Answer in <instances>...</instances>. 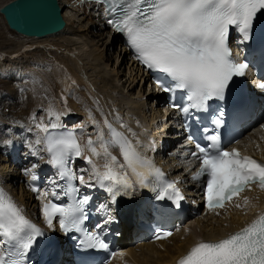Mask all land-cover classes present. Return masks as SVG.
Returning <instances> with one entry per match:
<instances>
[{"label":"snow or ice","instance_id":"6c2138e0","mask_svg":"<svg viewBox=\"0 0 264 264\" xmlns=\"http://www.w3.org/2000/svg\"><path fill=\"white\" fill-rule=\"evenodd\" d=\"M261 10H264V0H112L108 11L114 19L108 23L126 36L136 59L148 69L170 77L176 88L187 90L192 107L202 108L213 97L223 99L233 77L245 74L247 63L230 59L229 28L235 27L245 40L249 39L253 22ZM169 90L165 88V91ZM182 110L188 111L187 108ZM37 127L46 133L50 163L61 170L62 177L69 175L65 168L68 157H79L84 152L76 135L72 132L54 135L49 133L48 127ZM108 127L113 134L112 144L118 146L123 162L108 151L106 144L101 145L105 157L104 171L93 166L101 186H106L115 195L119 192L117 185L132 187L128 171L142 187H146V181L154 175L163 184L158 198L167 196L178 205L183 196L175 183L163 181L160 169L141 157L131 141L112 130L111 125ZM209 140L210 146L197 145L200 168L193 179L207 176L205 195L210 210L223 208L226 202L245 189L250 190L252 185H258L264 191V164L241 156L236 149L224 151L218 135L209 137ZM86 147L93 156H100L91 139ZM88 163H92L91 158ZM117 166L124 171L118 172ZM80 180L83 182V177ZM33 191L38 189L33 188ZM86 203V198L68 206L45 203L42 209L44 220L52 228L54 218L58 217L64 232L73 228L79 230L83 218L80 213ZM244 203L247 204L248 200L245 199ZM40 235L41 230L0 190V238L10 245L15 242L14 252L0 250V264H23V257ZM168 235L170 233L163 234L165 238ZM86 241L87 247L107 248L95 234L87 235ZM179 264H264V213L227 238L215 243H197Z\"/></svg>","mask_w":264,"mask_h":264},{"label":"bare ground","instance_id":"6f19581e","mask_svg":"<svg viewBox=\"0 0 264 264\" xmlns=\"http://www.w3.org/2000/svg\"><path fill=\"white\" fill-rule=\"evenodd\" d=\"M7 1L5 0V2L1 3L0 8L9 2ZM59 2L61 7L63 8V17L66 21L65 29L56 35L49 36L50 38L45 37L37 40H32L33 42H35V44H33L35 50H37L38 48L41 49L40 47H46L41 50L45 51V53H49V57L44 58V60L43 58H40V62H38L37 59H34L33 57V63H30L28 65L33 71L31 72V77L29 76L28 78L22 79L21 81L17 80V75L14 74V69L8 71L10 73L9 75L14 77L13 81H20V84H28L25 83L27 81L30 82V84L28 85H33L29 90V93L31 95L29 96V94L27 93L28 99L25 100V102L28 104V108L25 107L26 105H21L19 98H13L14 95L11 92L12 99L6 102H0L1 122L7 117L15 120L16 117L13 116L12 113H15V109L18 107L20 109L18 110L19 114L17 119L19 117L22 118L26 115H29V112L30 114H35V109L40 107L46 108L47 104L49 106L51 100H53L55 97L58 98V96H60L64 100L65 110L67 111V114L64 115L65 117L77 118L81 114L86 116L87 120L91 119V124H95V119H97L103 125V129H100L98 135L92 139L93 145L100 153V156L104 157V150L101 146L102 144H106L108 146V150L111 149V137L109 136L108 131V123L111 121L114 122V126H117L121 132L129 134L139 145H141L140 137L143 136V133L136 129L138 127V122H132L131 127L123 125L122 123H124L125 120L121 117L122 114L118 112V110H123L124 108H127L129 106L133 107L135 111L137 110L139 114H136L139 115L140 118L144 119L147 123L150 121L148 125H152L154 129V138H160L162 135L165 136V134L168 135L170 127L167 126L166 122H163V113L160 114V111L157 114L154 113L151 119H149L147 116L148 106L150 105V102L152 100H160V98H158L156 94L150 91L147 92L144 89V86L141 87L140 92L135 95V87H133V84L137 77H132V75L130 76V79L126 81V83L130 82L128 87L127 85H125V83L122 84V87L119 86L118 82H120L122 78L119 77L115 70H112V75L108 73L109 71H111V69L110 67L108 68V65L104 63V52L94 46L92 40H88V27L83 28L82 24L85 22V24L89 26L92 31H96L97 33L94 34L99 40L102 37L105 38V33L104 35H102V31L107 28L105 21L101 19L98 23H94V18L90 13L89 6L82 8V6L77 4L78 2H74V4H72L71 0H59ZM77 7L79 11L77 10ZM75 16H79V25H77L78 23L74 20ZM90 18H92L91 21ZM96 26L98 27L96 28ZM63 36L73 37L74 39L76 38V40H74L75 44L72 45L73 48L69 45L66 47L58 46L56 48H52L54 46L50 44H52L55 39V41H57L58 38L61 39V37ZM106 39H108V36L104 40ZM103 45L106 49L105 53L111 51V45L106 46V41L103 42ZM58 52H61L59 53V55L61 54L59 57ZM14 53H16V51ZM14 53L9 56H12L11 58L21 56L20 54L22 53V50L21 52H17L19 54ZM121 61H128L127 52H118V58L115 64L118 68L124 66V64L126 63L125 62L123 63V65H121ZM3 71L4 69L0 68V76H7L8 74L3 73ZM52 73H54L53 75H58V80H56L55 82L54 77H52L51 75ZM139 81L143 83L144 81L146 82V79H144L143 76H140ZM63 84L65 86L67 85L66 87H70V89L66 88L65 90L60 92L61 85ZM85 85L88 87H92L94 95L88 92ZM41 86H44L45 89H41ZM126 87L127 92L125 93L123 89ZM25 92L27 91H24V93ZM40 94H42L41 98H39ZM146 94L147 98L145 100H142L143 96H145ZM96 99H98V101ZM106 99L114 100L112 108H114V110L117 109L116 113L118 117H113L110 115L112 108L109 101H107ZM103 102L107 105L106 110H102ZM13 106L14 108H12ZM26 109L29 110L28 114L25 112ZM153 111H156V109H153ZM62 119V116H60L59 119H54L57 122L47 120L44 124H42V126L48 127V129H50L53 124L65 126L64 123L66 120H64L63 122ZM5 126L6 123H3V127ZM38 132L39 133L35 136L36 141L42 143V147L44 148L46 133L41 131L40 128ZM261 135V133H257L250 136L249 140H244L247 141V143H245V146H254L256 141H259L261 138H263ZM261 149L264 151V146H261ZM87 152L95 161V158L97 156H93L92 153L88 150ZM171 159H174L176 161L175 156L171 157ZM25 163H28V159H26ZM0 177L3 178L1 174ZM14 180L18 181L19 179L15 178ZM255 199L257 204H264V192L256 194ZM18 200L22 205L28 207L30 202L32 201V197L28 193H24L19 196ZM33 204L34 202H32V205ZM247 209L249 210L247 211ZM253 211L254 209L251 206L243 207L242 209H235L231 207L226 212L222 213V216L220 217L208 216L206 218L194 219L192 222L193 227L190 234L186 235L183 232L162 243H143L137 247L130 246V258L122 263L179 264V261L184 258L191 250V248L194 247L197 243L208 242L222 238L226 235L232 234L240 227H244L245 222L248 219H251L250 216ZM115 218L116 215L114 213V219ZM123 224H125L123 226V229L125 230V232H128L126 228L128 227L127 223L124 222ZM126 235L127 234H125V236ZM126 245L128 246V243H126ZM121 261L122 258L117 260L115 264H118Z\"/></svg>","mask_w":264,"mask_h":264},{"label":"rangeland","instance_id":"374dc122","mask_svg":"<svg viewBox=\"0 0 264 264\" xmlns=\"http://www.w3.org/2000/svg\"><path fill=\"white\" fill-rule=\"evenodd\" d=\"M8 1L10 2L11 0H8ZM3 2H5V0L4 1L0 0V4L3 3ZM74 18H75L74 20L78 23L79 16H75ZM91 19L92 18H90V21H91ZM93 20H94L93 21L94 23L95 22H99L98 18H94ZM77 25H79V23ZM82 27L83 28H85V27L87 28L88 27V29H87L88 30V35H89L88 40L89 41L92 40L94 46H96L99 50L104 52L103 53L104 54V63L107 64L108 68L110 67V69H111V71H109L108 73L110 75H112V70H115L116 73L119 75V77L122 78V80L120 82H118L119 86L122 87V84L125 83V85H127V87H128L130 82L126 83V81H128L130 79V76L132 75V77L133 76L137 77V79L135 78L136 80H135V82L133 84V87H135V95H137V93L140 92L141 87H143V83L141 81H139L140 80V73H138V71L136 70L135 66H131V63L129 62V60L127 62L126 61H124V62L121 61V65H123V63H125V62L126 63L124 64V66H122L120 68H118L115 65L116 64V60L118 58V52H117L119 50L118 42L117 41H116V43L114 42L113 45H111V51H108V53H105L106 49L104 48L103 42H105V41L107 42V40H104L105 38H107V36L105 35V38L102 37L101 38L102 40L101 39L98 40L96 38L95 34H94V33H97V32L94 31V30L92 31L91 28L85 24V22L82 24ZM97 27L98 26H96V28ZM102 33H103L102 35H104L105 31H102ZM32 40H37V39H28V38L19 36L15 32L9 30L8 27L6 26V23L4 22L3 18L0 15V66L2 65L1 67H3V65L9 64V63H7L8 60H10V61L12 60V61H14V64L16 66L20 67V65H21L22 68H24L23 66L26 67V66H28L30 63H32L34 61L33 57H34V59H37L38 62H40L39 61L40 58H43V60H44V58L49 57V53H45V51L41 50V49H44L46 47H43V48L40 47L41 49L38 48L37 49L38 51H37V50H35V47H33V44H35V42H33ZM52 40H54V39H52ZM55 40H54V42L52 44H50V45L54 46L52 48H56L58 46L66 47L68 45L73 48L72 45L75 44L74 40H76V38L74 39L73 37L63 36V37H61V39L58 38L57 41H55ZM77 41H78V38H77ZM55 42H56V44H55ZM36 44H38V43H36ZM102 48H103V50H102ZM21 50H22V53L20 54L21 56L10 58L9 55L14 53L15 51H16V53H14V54H19L17 52H19V51L21 52ZM7 52H9V53H7ZM59 53H61V52H58V57L61 55V54L59 55ZM47 60H49V59H47ZM22 63H24V64H22ZM18 64H20V65H18ZM25 69L28 70L29 68H25ZM31 72H33L32 69H30V73L27 75L26 78H28L29 76L31 77ZM21 74H24V72L22 71V72L19 73V75H21ZM53 74L54 73H52L51 75H52V77H54V82H55L56 80H58L57 79L58 75L56 76V75H53ZM47 75H48V73H47ZM5 77L7 78L6 80H1L0 81V91L2 92V90L4 89V91H7L9 94H11V92H12L13 95H14L13 98H16V97L19 98L21 105H24V106L26 105L25 107L28 108V106H27L28 104L25 102V100L28 99L27 93L29 94V96L31 95L29 93V90L31 89V86H33V85H31V86L28 85V84H30V82H27V81L25 83H28V84H24V83L20 84V81L22 79L19 78L18 76H17V80H20L18 82L13 81L14 77L11 76V75H7ZM26 78H24V79H26ZM37 83H38V80H37ZM127 87L123 89V91L125 93L127 92ZM41 89H45V87L41 86ZM144 89L146 91L148 90L146 86L144 87ZM24 91H27V92L24 93ZM41 96H42V94L39 95V98H41ZM146 98H147V94L145 96H143L142 100H145ZM12 108H14V106ZM19 109H20L19 107L16 108L15 109V113H12V115L13 116L18 115L19 114V111H18ZM44 109H46V108L40 107V108L35 109L34 111L35 112H39V111L44 110ZM154 113H156V114L159 113V110L153 111V110H151V106L149 105L148 106V113H147L148 118H151ZM5 119L8 120V121H13L10 117H7ZM0 122H1V120H0ZM21 135H23V137L27 138L26 139L27 142L30 141V137L31 136L26 137L22 132H21ZM5 163H6L5 161L0 159V164L1 165H4ZM7 166L8 165H6V167Z\"/></svg>","mask_w":264,"mask_h":264},{"label":"water","instance_id":"95a60500","mask_svg":"<svg viewBox=\"0 0 264 264\" xmlns=\"http://www.w3.org/2000/svg\"><path fill=\"white\" fill-rule=\"evenodd\" d=\"M7 27L20 36L41 39L66 27L59 0H12L0 8Z\"/></svg>","mask_w":264,"mask_h":264}]
</instances>
